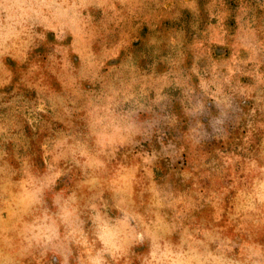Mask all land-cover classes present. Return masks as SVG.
<instances>
[{
    "label": "rangeland",
    "instance_id": "rangeland-1",
    "mask_svg": "<svg viewBox=\"0 0 264 264\" xmlns=\"http://www.w3.org/2000/svg\"><path fill=\"white\" fill-rule=\"evenodd\" d=\"M0 264H264V0H0Z\"/></svg>",
    "mask_w": 264,
    "mask_h": 264
}]
</instances>
